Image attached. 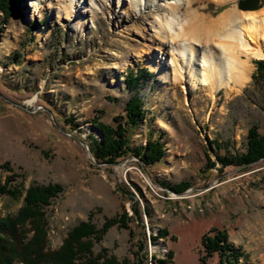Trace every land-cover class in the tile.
<instances>
[{
  "label": "rangeland",
  "instance_id": "374dc122",
  "mask_svg": "<svg viewBox=\"0 0 264 264\" xmlns=\"http://www.w3.org/2000/svg\"><path fill=\"white\" fill-rule=\"evenodd\" d=\"M77 1L76 8L87 12L68 18L69 0H24V15L7 21L0 12V165L10 162L23 184L17 198L0 196V215L17 212L30 184L56 183L62 191L45 210L50 249H59L82 222L101 228L109 219L115 223L94 240V254L105 248L118 261L160 264L152 254L162 259L170 249L167 264H217L215 254L200 261L201 235L215 228L241 251L238 263L264 264V158L225 167L218 160L245 152L250 127L264 133V80L253 65L264 58L249 60L241 87L227 83L218 92L164 79L152 68L173 66L166 63L174 43L159 28L166 18L178 32L189 26L190 12L214 19L231 4L194 0L171 14L163 7L173 0ZM160 3L165 5L157 8ZM263 7L264 0L258 10ZM78 15L86 19L81 27L74 24ZM226 33L222 29L206 47L228 42ZM190 41L196 48L195 38ZM128 73L143 74L138 85H126ZM136 94L145 119L130 145L160 138L164 157L148 166L132 155L99 162L89 152L88 137H102L90 128L92 121L113 124L124 116L126 98ZM183 182L182 192L169 189ZM162 228L165 238L158 237Z\"/></svg>",
  "mask_w": 264,
  "mask_h": 264
},
{
  "label": "trees",
  "instance_id": "16d2710c",
  "mask_svg": "<svg viewBox=\"0 0 264 264\" xmlns=\"http://www.w3.org/2000/svg\"><path fill=\"white\" fill-rule=\"evenodd\" d=\"M24 0H0V12L3 21L9 17L21 18L22 4ZM240 10H258L263 4V0H237ZM31 28H33L31 26ZM256 74L264 80V59L255 60ZM147 73V72H146ZM143 74H127L126 85H138ZM124 116L114 117L113 124L108 125L98 120L92 121L94 126L102 135L100 139L92 138L89 143V152L99 162L117 163L124 156L138 157L144 165H152L162 160L165 149L164 143L160 138L148 136L143 147H132L130 145L131 136L138 129V124L144 118L143 101L139 95H131L126 98L124 105ZM246 150L244 153L235 156H218V160L223 167L234 164L244 166L264 158V133L258 132V127L252 126L248 130ZM213 166V164H210ZM0 169L8 172L2 178L0 176V196L17 198L23 193L20 174L14 172L10 162L0 165ZM19 178V179H18ZM188 183L183 182L169 186V189L182 192ZM24 191L21 206L15 214L0 215V264H143V261L131 263L128 259L118 261L107 254L105 248L100 253L92 252L93 242L100 241L105 230L115 220H106L101 228H96L90 221L82 222L79 226L72 229L59 249H50L47 238L46 207L49 202L56 197L62 190V186L56 183L40 185L30 184ZM158 237H166L168 230H159ZM224 229L212 228L201 236V248L204 255L201 262L204 263L208 257L214 254L218 257L217 264H245L239 262L242 256L241 251L233 249L228 243ZM156 236L151 235L152 241ZM172 239L175 236H171ZM93 240V241H92ZM95 240V241H94ZM173 251L167 250L165 257L156 259L153 254L152 260L160 264H167L173 259ZM146 258V257H145ZM141 258V259H145Z\"/></svg>",
  "mask_w": 264,
  "mask_h": 264
},
{
  "label": "bare ground",
  "instance_id": "6f19581e",
  "mask_svg": "<svg viewBox=\"0 0 264 264\" xmlns=\"http://www.w3.org/2000/svg\"><path fill=\"white\" fill-rule=\"evenodd\" d=\"M151 1L153 2V0ZM213 1L230 3L231 6L223 9L214 19L197 12H190L189 26L187 24L181 26L178 32L173 30V19L168 16L164 20V24L160 25L159 28L162 30L163 36H161L163 39L165 38L166 42L174 43V46L172 45L170 49L175 58L171 56V62L168 60V63H166L167 67L173 65L169 69H160V63L152 64V68L155 67L154 70L158 72L157 75L172 81L183 79L190 87L204 85L208 86L210 90L218 92L220 89H226L227 83H232L235 87H241L251 68L249 60L252 58H264V7L256 11H242L235 5L236 0ZM193 2L194 0H173L166 1V5L160 3V5L155 6L160 8L161 5H165L163 8L174 14L181 11V9L191 7ZM74 3L75 0H69L64 6L63 14L67 18L77 15L79 12L80 14L87 12L86 9L76 8L77 5ZM134 4L141 5L142 3L137 1V4ZM143 4L145 8L153 5ZM78 16L74 24H76V27H81L86 19L84 15ZM206 29L211 33L208 36H205V32L203 33V30ZM222 29L227 30L225 37H227L226 40L228 42H218L216 45L210 44L212 46L208 45L206 47L207 44L215 41ZM191 38H195L194 44L197 45L196 48L189 46ZM202 44H206L205 47ZM242 56H245V59H242ZM173 60L178 62L176 67L174 66L176 63H172ZM228 72L230 75L227 78ZM224 79H226L225 82L223 81ZM183 88L185 89V86ZM32 101H34V97L27 102L30 103ZM92 127L90 126L92 130L98 134L100 133L94 126Z\"/></svg>",
  "mask_w": 264,
  "mask_h": 264
},
{
  "label": "water",
  "instance_id": "95a60500",
  "mask_svg": "<svg viewBox=\"0 0 264 264\" xmlns=\"http://www.w3.org/2000/svg\"><path fill=\"white\" fill-rule=\"evenodd\" d=\"M85 145V144H84Z\"/></svg>",
  "mask_w": 264,
  "mask_h": 264
}]
</instances>
